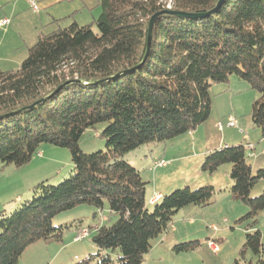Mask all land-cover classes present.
I'll use <instances>...</instances> for the list:
<instances>
[{
	"label": "trees",
	"instance_id": "16d2710c",
	"mask_svg": "<svg viewBox=\"0 0 264 264\" xmlns=\"http://www.w3.org/2000/svg\"><path fill=\"white\" fill-rule=\"evenodd\" d=\"M218 1L100 0L93 23L41 34L18 69L0 67V168L24 167L46 145L67 149L73 164V174L59 185L38 184L19 208L0 215V264H19L31 246L63 243L67 232L84 229L82 219L55 226L58 216L88 206L96 219L106 204L108 223L90 235L97 253L75 264H143L152 242L168 232L180 211L215 205L210 185L179 189L150 205L149 182L123 158L197 130L211 116V89L231 78L258 93L250 117L264 138V0H225L208 15ZM99 124L106 125L100 134L106 151L85 154L82 136ZM247 154L243 145L221 148L201 166L207 175L231 166L229 196L250 210L237 221L248 222L243 261L248 252L263 253L255 227L264 190L258 197L252 191L264 180V169L255 173ZM112 215L117 220L110 224ZM199 247V241L186 242L173 252Z\"/></svg>",
	"mask_w": 264,
	"mask_h": 264
},
{
	"label": "rangeland",
	"instance_id": "374dc122",
	"mask_svg": "<svg viewBox=\"0 0 264 264\" xmlns=\"http://www.w3.org/2000/svg\"><path fill=\"white\" fill-rule=\"evenodd\" d=\"M71 24L72 22L68 25L67 22H63L61 26L62 28H66ZM94 31H97L96 26H94ZM47 32L50 33L51 31L47 30ZM210 92L212 106H214L217 96L213 88ZM255 96L257 98L259 95L249 86L248 90L244 92V95L238 99L239 102H241L240 110L242 113L237 116L236 119L240 121L241 124L246 121H251L250 114ZM216 114L215 111L214 113L212 112V115L216 116ZM218 120H221V123L224 125L227 123L226 117L219 118L217 121ZM105 128L106 125L99 124L95 129H90L84 133L80 141V147L85 154L106 151V143L100 139V134ZM216 128L218 129L217 126ZM223 131H225L224 134H229L232 130L225 128ZM152 147L153 145L142 146L141 148L126 154L123 158V160L127 161L144 174V178L149 182L147 188L148 191L152 190L155 186L154 182L158 170V168H155L153 163H151V158L149 160L150 162L148 161V163H150L149 166L147 165V162H145L150 150L153 149ZM261 148L262 147L259 146L258 150ZM40 153H42L41 157L36 155L32 162L24 167L16 168L15 166L10 165L0 168V215H9L19 208L25 200L32 197L33 188L38 184L48 181L51 185L57 186L73 174L72 158L67 149L46 145ZM247 161L250 165H255V162H258L255 158H250L249 156ZM258 166L254 167L255 173H257L258 170L264 169V167ZM173 167L168 170L161 168L160 173H162V182L160 180L159 184L162 186L165 183L166 185L173 184L174 188L172 191L166 193V195L186 187L195 190L208 186V184L198 183L189 186V181L185 179L187 171H177L176 169L179 167ZM207 177H209V175ZM217 179L219 180V185L217 186L223 187L216 188V196L214 199L216 201L215 205L205 209H202L199 206H190L200 210L197 214H195L196 212H187L186 215H183L185 209L180 211L173 218V223L169 226V237L167 242L161 244L160 237L154 240L152 242L153 249L150 254L146 255L143 264H235L236 260H240V264H245L247 262L259 264L260 260L264 261V211L260 213L257 218L258 224L255 227L256 230H260L262 233L263 253L260 256H256L252 252H248L243 261L240 259L239 253L245 244L248 222L238 224L237 221L245 217L250 210L243 204H235L230 200V187H226L225 185L228 178L224 176L223 170L220 171ZM263 190L264 180L256 185L252 191V197H258L262 194ZM223 199L227 200L223 201ZM228 203H234V205L238 206L237 208L234 206L230 208ZM150 209H152L151 206ZM94 211L95 210L91 207L82 206L74 211L58 216L54 220L55 226L70 222L71 219V221L82 219L85 227L78 233L76 230L67 232L64 235L63 243L46 244L45 242H39L31 246L22 256L19 264H75L80 260L95 255L98 249L91 241V231H93L96 226L108 223L110 212L106 204L104 210L106 214L102 213L101 220H96L93 218ZM223 213L229 214V222L224 221V219H219L222 215L224 216ZM116 220L117 217L112 215L110 224H113ZM190 220H197V226H191L189 224ZM172 226L179 230L176 243L173 241L174 234L170 229ZM213 227H216V230ZM84 234H88V237L82 238L81 241H76L78 237L81 238ZM187 234L191 239L185 238ZM165 235H162L161 237ZM210 240H214L215 244L219 247V253L216 254L210 249L208 246ZM192 241L200 242V247L195 252L182 254H175L173 252V247L175 245ZM113 256L114 259H117L118 253H114Z\"/></svg>",
	"mask_w": 264,
	"mask_h": 264
},
{
	"label": "crops",
	"instance_id": "0c3cea01",
	"mask_svg": "<svg viewBox=\"0 0 264 264\" xmlns=\"http://www.w3.org/2000/svg\"><path fill=\"white\" fill-rule=\"evenodd\" d=\"M37 1L40 6V13L33 12L25 0H0V21L3 19L10 20V24L7 27L0 28V67L3 70L18 69L22 62L27 58L29 49L37 43L39 35L48 34L47 30L53 32L62 28L61 25L63 22H67V25L71 22L77 23L79 26L89 25L101 14L99 7L100 0ZM249 86L248 83L237 78H231L229 84L213 86L217 98L214 106H212V112L214 113L215 111V113H217L216 116L211 113L209 120L197 130L179 137L168 144H161L152 147L153 149L150 150L145 161L147 162V165H150V163H148L150 158L154 167L155 163L160 160L165 162L168 161L169 164L164 167H155L158 168L154 182L155 186L150 191L147 189L148 203L150 205H153L151 204V201L155 195H160L161 198L174 189L173 184L166 185L165 183L163 186L159 184L160 180L162 182V173H160L161 168L168 170L173 166L179 167L176 169L177 171H187L185 179L189 181V186L196 185L197 183L208 184L215 189L217 187H223L217 186L219 185L217 176H219L220 171L223 170L224 176L228 178L225 185L226 187H231L233 181L229 176L231 170L230 165L221 167L215 174L209 175V177L202 172L200 167L202 166L205 156L210 152L221 148L239 145L245 147L248 145L254 146L253 157H250V152L247 151V155L250 158H255L256 161H258L255 162V165L253 164L254 166L251 165L253 170L254 167H257L258 165V167H264V138L260 131L255 129L252 120L241 124L240 121L236 119V117L242 113L240 110L241 102H239L238 99L244 95V92L248 90ZM254 99H256V96ZM224 117H226L227 122L231 118L236 119L238 121V128H226L232 130L229 134H224L225 131H219L216 126L221 120L217 121V119ZM259 146L262 147L260 150H258ZM224 200L227 199H223V201ZM234 203L239 204L237 202ZM234 203H228L230 208L232 206L237 208L238 205H234ZM190 208L193 207L189 206L185 208L183 215H186L187 212H196L195 214H197V212L200 211L197 208ZM102 213L106 214L104 211L99 212L96 220H101ZM223 214L224 216L222 215L219 219H224V221L229 222V214ZM189 224L196 227L197 220H190ZM170 229L174 234L173 241L176 243L179 230L173 226ZM168 233L169 232L166 233L167 235L160 237L161 244L167 242L169 237ZM185 238L191 239L188 234Z\"/></svg>",
	"mask_w": 264,
	"mask_h": 264
},
{
	"label": "built area",
	"instance_id": "2783aa9c",
	"mask_svg": "<svg viewBox=\"0 0 264 264\" xmlns=\"http://www.w3.org/2000/svg\"><path fill=\"white\" fill-rule=\"evenodd\" d=\"M25 1L28 3L30 9H31L33 12H35V13H40V7H39V3H38L37 0H25ZM9 24H10V20H9V19H3V20L0 21V28H5V27H7ZM217 127H218V130L221 131V132H222L225 128H229V129H237V128H238V121H237L236 119H234V118H231V119L228 120V122H227L226 125H224V124H222V123L220 122V123H218ZM246 150H247L248 152H250V157H253L254 146H253V145H248V146H246ZM38 156L41 157V156H42V153L39 152V153H38ZM168 164H169L168 162H165V161L160 160V161H157V162L155 163V167H164V166H166V165H168ZM159 199H160V195H155L154 198H153L152 201H151V204H154V203L157 202ZM214 229L216 230V227H214ZM86 233H87V232H86ZM86 237H88V234H84V236L81 237V238L78 237L76 241H81L82 238H86ZM208 246L210 247V249H212V251H213L214 253L217 254V253L220 252V249H219V247L215 244L214 240H210V241L208 242Z\"/></svg>",
	"mask_w": 264,
	"mask_h": 264
},
{
	"label": "water",
	"instance_id": "95a60500",
	"mask_svg": "<svg viewBox=\"0 0 264 264\" xmlns=\"http://www.w3.org/2000/svg\"><path fill=\"white\" fill-rule=\"evenodd\" d=\"M225 0H219L218 3H217V6L211 10L210 12H208V15H211V14H214L224 3ZM170 14L172 15H175V16H179V17H184V18H196V17H201L202 15H197V14H189V13H183V12H170ZM158 18V15H155L150 23H149V28H148V34H149V39H148V52H149V48H150V41H151V35H152V28L154 26V23L156 21V19ZM148 54L146 55L143 63L145 62L146 58H147ZM141 66V65H140ZM139 66V67H140ZM139 67H136L135 69L133 70H136L137 68ZM59 90V89H58Z\"/></svg>",
	"mask_w": 264,
	"mask_h": 264
}]
</instances>
